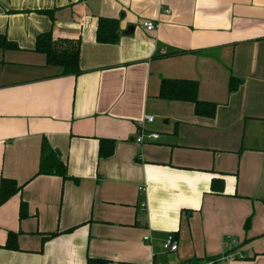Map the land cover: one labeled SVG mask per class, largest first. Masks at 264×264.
<instances>
[{
    "label": "crops",
    "instance_id": "obj_1",
    "mask_svg": "<svg viewBox=\"0 0 264 264\" xmlns=\"http://www.w3.org/2000/svg\"><path fill=\"white\" fill-rule=\"evenodd\" d=\"M100 17L115 43L96 40ZM45 32L79 41V74L34 50ZM0 34L18 46L0 48V178L22 186L0 205V264H264V0H0ZM163 79L195 80L214 115L160 97ZM145 115L159 137L139 144ZM43 139L70 178L36 174Z\"/></svg>",
    "mask_w": 264,
    "mask_h": 264
},
{
    "label": "trees",
    "instance_id": "obj_2",
    "mask_svg": "<svg viewBox=\"0 0 264 264\" xmlns=\"http://www.w3.org/2000/svg\"><path fill=\"white\" fill-rule=\"evenodd\" d=\"M43 12H46L43 11ZM118 19L100 17L96 28V40L101 43H115L119 37ZM0 48L17 49L14 41L9 40L5 35L0 34ZM35 51L41 52L46 56L48 65L58 66L61 75H77L81 72L78 64L79 60V41L70 39H55L50 32L38 34L35 40ZM239 78L232 76L229 80V90L237 88ZM198 85L195 80L185 79H163L160 83L159 96L166 99L185 100L194 103V111L197 115L211 117L215 113L216 104L214 102L202 101L197 98ZM114 150V140L101 138L99 140L98 156L108 157ZM36 174H53L62 179L70 178L64 160L60 158L58 151L47 145L45 139L42 140L40 150V160ZM21 185L12 178H0V205L9 197L21 190ZM210 190L214 193L223 192V180L213 178ZM27 215V204L21 200L19 205V216L23 218ZM250 219L244 222V228H248ZM51 233L49 236H54ZM4 248L18 249L17 234L8 232ZM213 259V258H212ZM191 260L188 264H194ZM109 261L101 258L88 257L87 264H108ZM130 264V263H120Z\"/></svg>",
    "mask_w": 264,
    "mask_h": 264
},
{
    "label": "built area",
    "instance_id": "obj_3",
    "mask_svg": "<svg viewBox=\"0 0 264 264\" xmlns=\"http://www.w3.org/2000/svg\"><path fill=\"white\" fill-rule=\"evenodd\" d=\"M166 11H168V10H166ZM143 26L147 30H152L155 27L154 22L152 20H145L143 22ZM152 121H153V117L150 115H145L143 117V119H141L139 121V127H141V130L139 131L138 135L135 138L136 143L142 144L145 142H150V141L155 140L159 137V134L157 132H147V133L143 132L142 128H144L145 123H149ZM138 189H139V192L142 193V192H144L145 188L139 187ZM139 208L141 210H145V208H146L145 200L141 199V201L139 203ZM143 240L144 241L150 240V235L149 234L144 235ZM161 246H162V250L164 252L176 251L178 249V241H177V238L175 236V233L174 232H167L164 235V237L162 238ZM236 255L240 258L242 257V254L240 252L239 253L237 252V254L236 253H227V254L223 255L220 259H230L232 257H236ZM216 262H217V259L213 258V259L206 261L205 264H215ZM153 264H162V263L161 262H154Z\"/></svg>",
    "mask_w": 264,
    "mask_h": 264
},
{
    "label": "water",
    "instance_id": "obj_4",
    "mask_svg": "<svg viewBox=\"0 0 264 264\" xmlns=\"http://www.w3.org/2000/svg\"><path fill=\"white\" fill-rule=\"evenodd\" d=\"M132 30V26H128L127 29L124 31L125 34L130 33Z\"/></svg>",
    "mask_w": 264,
    "mask_h": 264
}]
</instances>
